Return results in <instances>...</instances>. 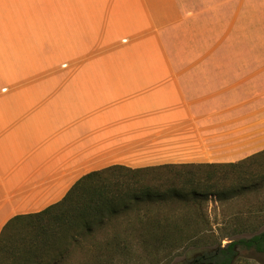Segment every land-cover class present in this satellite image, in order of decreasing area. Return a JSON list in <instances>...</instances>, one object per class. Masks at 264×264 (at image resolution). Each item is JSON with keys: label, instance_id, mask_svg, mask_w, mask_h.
Listing matches in <instances>:
<instances>
[{"label": "crops", "instance_id": "crops-1", "mask_svg": "<svg viewBox=\"0 0 264 264\" xmlns=\"http://www.w3.org/2000/svg\"><path fill=\"white\" fill-rule=\"evenodd\" d=\"M146 2L142 7L141 0H71L72 17L75 8L79 17L74 15L76 22L71 25V18L68 25L76 33L68 34L69 41L45 39L43 51L65 52L78 30L81 48L118 39V50L130 58L162 23ZM179 4L164 0V71L134 67L71 77L65 72L52 90L45 82L32 83L15 99L18 104L11 97L12 104L0 106V112L33 110L27 118H0V231L12 217L60 201L73 185L39 183L54 172L53 162L43 166L45 142L65 144V153H76L79 149L69 146L83 144L84 163L97 159L99 170L115 164L104 161L126 156L138 162L229 164L264 151V39L220 41L219 47L260 49L252 55L170 57L165 52L168 30ZM68 50L71 54L76 46ZM31 92L42 95L25 100ZM48 92L54 98L44 103ZM95 144L100 146L96 151Z\"/></svg>", "mask_w": 264, "mask_h": 264}, {"label": "rangeland", "instance_id": "rangeland-1", "mask_svg": "<svg viewBox=\"0 0 264 264\" xmlns=\"http://www.w3.org/2000/svg\"><path fill=\"white\" fill-rule=\"evenodd\" d=\"M70 1L0 0V106L18 104L15 99L26 94L28 85L31 86L32 83L45 82L47 88L52 90L54 85L59 82L57 78L65 72L71 73L69 75L71 77L73 73L81 71H128L134 70V67L140 70L164 71V0H141L142 7L143 3L147 1L146 3H150L152 9H156L158 21L163 19L162 23L159 21L151 31V40L148 39V32L145 36L146 40L135 49L130 58L118 50L117 42H115L118 39L114 40V44L110 40H103L93 42L92 47L81 48L83 42L78 30L72 47L66 46L65 52L47 54L43 51V46L46 44L45 39L52 41L54 38L53 40L58 43L59 37L60 41L64 38L69 41L68 34L72 36L73 32L76 33V28L71 25L76 22L74 15L79 16L74 14L77 10L75 8L72 17ZM179 2L180 4L175 9H178V14L174 26L168 30L169 37H167L165 52L170 57L252 55L260 50L257 48H224L219 45L221 40L264 39V0H179ZM71 18L69 27L68 23ZM71 38L73 39V37ZM121 40L120 38L119 41L121 42ZM75 46L76 50L70 51L73 54L70 57L68 49ZM55 90L53 91L56 93ZM54 92L46 93L48 95L45 97L44 103L53 100ZM41 93L31 92L24 99H36L42 95ZM11 97H15L13 102ZM32 111L20 113V109L10 110L8 108V112H0V118H7L4 117L5 114H8V118H21L22 116L27 118L33 113ZM71 147L78 148V152L65 153V144L44 143L43 166L46 168L53 162L54 172L51 176L46 175L44 180L39 182L40 184L49 186L60 180L63 183L66 181L65 185L69 186L84 174L99 170L98 165H95L97 159L84 163L87 159L83 153L85 151L83 144L75 143L69 146V149ZM99 147L95 144L94 150L96 151ZM50 156L54 158L51 159ZM126 157L122 160L109 159L102 165L115 163L114 165L139 169L164 167V165L211 164L175 163L166 159L138 162L139 160L137 161L135 156ZM251 163L264 165V155L254 159ZM262 168L257 173H263ZM171 170L172 172L186 171L180 167H174ZM193 171L200 176L206 172L205 169L198 170L196 168H193ZM220 174H223L222 171H218V175ZM170 177L176 179L175 175L168 174L164 168L147 175V178L155 180L161 185H164V178ZM232 182H234L233 177L229 178L223 187L230 186ZM203 212L207 218L205 226L202 225L198 233H194L190 229L188 233H194L191 235L195 239L205 240L206 246L195 247L184 243L185 246L168 254H165L164 248H146L145 244H141L142 241H145V231L139 227L145 226L150 219L164 225L165 218H172L169 220L176 222H180L184 216L190 217V219L197 218L194 211L189 209L180 207L164 209V205L154 206L146 216L132 214L109 221L104 228L95 231L92 237L82 241L80 247L69 251L59 262L54 263L47 260L45 264H98L94 261L98 254L104 263L108 262L109 264H187L202 255L208 257L210 256L208 253L212 254V251L218 247L223 248L239 240H251L264 233V186L258 190L243 191L234 198L228 197L224 200L209 196L203 204ZM147 218L150 219L141 220ZM115 235L123 238L128 237V240L135 242H133L134 247L130 252L112 248L100 252L105 242L110 241ZM157 236L164 238V235L158 234ZM261 250L257 251L254 247L244 248L237 245L234 251L236 256L231 264H264V247H261ZM213 261L211 256L206 263Z\"/></svg>", "mask_w": 264, "mask_h": 264}, {"label": "trees", "instance_id": "trees-1", "mask_svg": "<svg viewBox=\"0 0 264 264\" xmlns=\"http://www.w3.org/2000/svg\"><path fill=\"white\" fill-rule=\"evenodd\" d=\"M261 155L264 151L229 164L164 165L139 169L112 165L86 173L73 183L60 201L37 213L14 216L5 223L0 231V264H45L47 260L57 263L109 221L132 214L146 216L152 207L163 205L164 209H189L197 218L184 216L180 222L165 218L164 225L150 218L141 219H150L146 227H139L145 231V241L141 244L151 249L164 248L165 254L185 246L184 243L195 247L206 246L205 240L191 235L198 233L206 224L203 204L209 196L224 200L249 189L262 188L264 171H257L261 167L264 170V165L251 163ZM174 167L186 171L172 172ZM162 168L175 175L176 179L164 178V185H161L147 178V175ZM193 168L205 169L206 172L200 176ZM218 171L223 174L218 175ZM231 177L234 182L224 188ZM189 229L194 233H188ZM158 234L164 235V238L158 237ZM133 242L128 237L115 235L105 242L100 252L109 248L130 252ZM237 245L262 251L264 233L251 240L228 244L216 255H213L214 249L212 254L208 253L210 256L203 255V259L199 257L198 261L206 263L212 256L214 261L208 263L231 264ZM94 261L109 264L104 263L99 254Z\"/></svg>", "mask_w": 264, "mask_h": 264}, {"label": "flooded vegetation", "instance_id": "flooded-vegetation-1", "mask_svg": "<svg viewBox=\"0 0 264 264\" xmlns=\"http://www.w3.org/2000/svg\"><path fill=\"white\" fill-rule=\"evenodd\" d=\"M228 246V245H227ZM227 246L226 247H223V248H227ZM223 248H218V249H215L214 250V252H213V255H216V254H218L219 253V250L220 249H223ZM236 248V247H235ZM235 248H234V250H235ZM203 255L202 256H200V258H202L203 259ZM187 264H207V263H204V262H199L198 261V259H195V260H192V261H190V262H188ZM212 264H214V263H212Z\"/></svg>", "mask_w": 264, "mask_h": 264}]
</instances>
